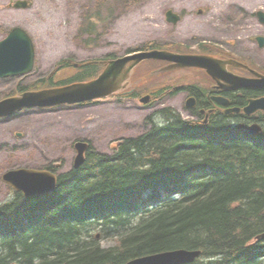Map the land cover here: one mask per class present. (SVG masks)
I'll use <instances>...</instances> for the list:
<instances>
[{
  "label": "trees",
  "instance_id": "1",
  "mask_svg": "<svg viewBox=\"0 0 264 264\" xmlns=\"http://www.w3.org/2000/svg\"><path fill=\"white\" fill-rule=\"evenodd\" d=\"M162 113L113 155L90 148L53 193L0 203V264H126L177 248L200 249L194 264H264V136Z\"/></svg>",
  "mask_w": 264,
  "mask_h": 264
},
{
  "label": "rangeland",
  "instance_id": "2",
  "mask_svg": "<svg viewBox=\"0 0 264 264\" xmlns=\"http://www.w3.org/2000/svg\"><path fill=\"white\" fill-rule=\"evenodd\" d=\"M10 1L0 0V40L12 28L23 27L34 41L36 57L34 68L25 75L0 77V99L16 88L28 85L48 88L73 78L78 69L59 70L64 59L72 63L87 62L126 55L152 45L184 51L187 44L195 47L192 28L193 34L202 33V28L213 32L206 18L199 15L200 8L208 11L212 7H226L220 20L224 26L229 12L234 14V9L229 8L234 2L243 1L250 9L264 3V0H34L28 9H15L8 7ZM169 8L183 14L190 12L187 8H193L196 18L185 14V19L170 24L165 16ZM234 48L239 53H248L257 62H264V48L255 39H237ZM53 75L52 84L50 80L42 83V79L38 80ZM181 75L183 72L160 77L140 93L173 82L182 83ZM184 101V95L173 90L170 97L156 96L148 107L137 97L96 99L89 104L24 109L0 120V202L13 196L12 188L2 179L6 170L55 163L57 172H66L74 164L76 140L86 139L94 150L112 154V143L117 140L139 136L155 120L164 123V108L172 107L186 116ZM115 241L103 239L102 244L109 247Z\"/></svg>",
  "mask_w": 264,
  "mask_h": 264
},
{
  "label": "water",
  "instance_id": "3",
  "mask_svg": "<svg viewBox=\"0 0 264 264\" xmlns=\"http://www.w3.org/2000/svg\"><path fill=\"white\" fill-rule=\"evenodd\" d=\"M27 0H19L15 7L27 8ZM168 19L173 22L179 20V15L173 11L168 12ZM263 38H260V43ZM148 59L168 61L169 64L155 69L147 78L157 77L162 73L182 68L199 67L206 68L210 62L215 66V72L209 70L212 75L221 81L225 78L221 70L222 62L216 58L212 59L205 55L183 54L168 50L153 49L128 54L124 57L108 62L105 70L95 79L70 84L64 87L43 89L39 91H27L16 96L0 101V117L9 116L24 107H46L64 103H75L91 100L97 97H107L115 92L125 90L132 85L131 78L141 62ZM214 60V61H213ZM235 62V61H234ZM34 64V46L31 38L21 28H15L4 40L0 41V76L25 74L32 70ZM259 83L264 85V75H260ZM234 87L253 85L255 79H247L240 76L227 78ZM140 83L141 81H137ZM138 85V84H137ZM149 97L142 99L147 102ZM189 106H193L188 102ZM264 108V97L253 99L247 108L248 112ZM244 130V129H243ZM247 133L257 132L249 128ZM78 155L75 167H80L85 162V153L88 143L77 142ZM3 178L13 185L17 190H22L26 196L46 195L55 191L57 187V175L49 170H38L32 168H19L7 171ZM264 237V234L261 236ZM199 251L177 250L163 252L155 255L141 257L129 261L127 264H185L191 263L199 256Z\"/></svg>",
  "mask_w": 264,
  "mask_h": 264
},
{
  "label": "flooded vegetation",
  "instance_id": "4",
  "mask_svg": "<svg viewBox=\"0 0 264 264\" xmlns=\"http://www.w3.org/2000/svg\"><path fill=\"white\" fill-rule=\"evenodd\" d=\"M224 8L226 7L217 6L212 7V9L208 11H206L205 8H200L199 15L203 16L204 20L206 18L213 32L210 33L202 28V33L198 32L197 34H193L195 29L192 28L191 35L192 39L194 38L196 40V42H194L195 47L187 44L188 47L180 52L208 55L217 58L222 62L220 66L226 79L218 81L209 71L215 72V66L213 68L209 62L206 68H188L169 73L175 74L183 72V75L180 76L182 83L173 82L167 84L166 87L168 90L164 91L163 95L165 93L167 97H170L173 95V90L180 91L185 99L183 108L186 116L190 119H196L201 125L218 122L226 125L230 129L234 128L237 130L240 124L246 126L255 124L262 130L261 136H264V109H258L252 113H247L245 111L251 99L264 97V85L257 80L253 82V85L234 87L227 79L228 77H233V75L248 79H256L259 75L258 73L264 74V62H257L253 60L248 53H239L234 48L237 39L245 38L246 40L255 39L257 41L258 37H264V21H262L260 15V11H264V3L259 8L250 9V6L243 1L234 2L233 5L229 7L234 9V14L229 12L223 26L220 20L225 15L223 12ZM187 9L191 10L189 13L185 14L195 17L194 9ZM179 13L182 20L185 19L186 15L182 12ZM200 25L203 27V22H201ZM221 36H223V38ZM211 37L216 39H212ZM222 39L224 40L222 41ZM260 48H264V44ZM237 60L248 64L250 68L246 65H239L237 62H234ZM163 64H166V62L156 61L154 64H149L139 69L137 72L138 78L143 75L144 71L160 67ZM136 77L135 74L133 78L136 80ZM135 86L136 82L126 93L114 95L111 96V98H129L132 96L136 98L137 91ZM159 90L160 88L150 93L153 99L156 97L157 93H162V91ZM190 98L194 99L195 106L193 108L186 107V102Z\"/></svg>",
  "mask_w": 264,
  "mask_h": 264
},
{
  "label": "bare ground",
  "instance_id": "5",
  "mask_svg": "<svg viewBox=\"0 0 264 264\" xmlns=\"http://www.w3.org/2000/svg\"><path fill=\"white\" fill-rule=\"evenodd\" d=\"M223 133V132H222ZM217 135V134H216Z\"/></svg>",
  "mask_w": 264,
  "mask_h": 264
}]
</instances>
